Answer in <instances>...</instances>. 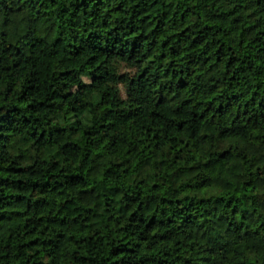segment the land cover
I'll return each mask as SVG.
<instances>
[{
    "label": "trees",
    "instance_id": "trees-1",
    "mask_svg": "<svg viewBox=\"0 0 264 264\" xmlns=\"http://www.w3.org/2000/svg\"><path fill=\"white\" fill-rule=\"evenodd\" d=\"M0 264H264V0H0Z\"/></svg>",
    "mask_w": 264,
    "mask_h": 264
}]
</instances>
